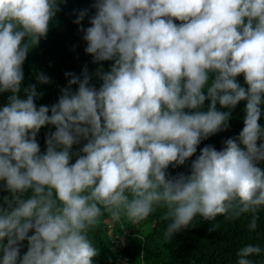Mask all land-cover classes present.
Masks as SVG:
<instances>
[{
    "label": "clouds",
    "instance_id": "clouds-1",
    "mask_svg": "<svg viewBox=\"0 0 264 264\" xmlns=\"http://www.w3.org/2000/svg\"><path fill=\"white\" fill-rule=\"evenodd\" d=\"M62 2L0 0V93H11L0 107V190L9 194L0 264H93L89 233L102 216L136 224L156 206L167 209L166 239L196 216L251 214L255 231L264 207V0H94L90 26L78 30L92 63L110 68L65 72L56 102L38 106L37 86L50 77L36 73L20 97L23 64ZM88 14L77 11L73 23ZM241 101L239 134L190 160ZM46 126L54 131L42 151ZM189 160L187 174H169ZM262 255L245 245L236 264Z\"/></svg>",
    "mask_w": 264,
    "mask_h": 264
},
{
    "label": "trees",
    "instance_id": "trees-1",
    "mask_svg": "<svg viewBox=\"0 0 264 264\" xmlns=\"http://www.w3.org/2000/svg\"><path fill=\"white\" fill-rule=\"evenodd\" d=\"M93 3L94 0H63L59 4L60 11L50 22L47 36L30 50L23 64L24 80L21 92L18 93L20 97H23L24 87L37 83L35 76L38 72H44L51 80L49 84L37 86V91L42 93L40 99L36 101L39 106L56 102L60 88L67 84L65 72L79 75L85 65L89 74L100 67L105 71L110 68L111 62L92 63V57L84 52L86 42L81 38L83 33L78 30L81 27L90 26L88 19L95 11L91 7ZM81 9H88L89 14L80 25H76L73 23L76 18L75 13ZM176 23L179 22L176 21ZM237 79L242 86L246 87L242 75ZM92 83L98 86L99 81L93 77ZM72 87L74 90L76 85ZM9 95L11 93H0V107L6 105ZM207 104L208 101H205V109ZM244 107L245 102H239L231 110L229 127L202 141L197 153L190 160L199 154V148L211 144L219 150L223 146V140L237 136L243 128ZM217 108L221 111L226 110L219 105ZM258 122L264 125V116ZM49 131H54V128L46 126L38 133L37 140L42 151L45 148V134ZM190 160L175 169L170 166L169 174L176 175L181 172L187 174ZM7 195L9 194L6 191L0 190V205L3 204V197ZM166 214L165 207L156 206L145 220L136 224L129 222L126 218L113 224L107 214L102 216L97 227L89 233L93 244L98 249V255L94 258L93 264H119L117 252L125 255L129 264H236V253L239 248L248 244L264 248V207L257 213L259 219L255 231L248 229L251 214H242L235 219L217 216L213 221H206L196 216L188 228L175 233L170 239L165 238V230L169 223L165 219ZM110 224H112L113 232L123 235V245L113 247L108 236ZM213 226H215L214 230ZM22 245L21 255L27 251V241L22 242ZM251 259L256 264H264V255L251 257Z\"/></svg>",
    "mask_w": 264,
    "mask_h": 264
},
{
    "label": "built area",
    "instance_id": "built-area-1",
    "mask_svg": "<svg viewBox=\"0 0 264 264\" xmlns=\"http://www.w3.org/2000/svg\"><path fill=\"white\" fill-rule=\"evenodd\" d=\"M109 227H110V231H109L108 236L110 237L111 242L114 245L113 247L115 248V247H119V246L123 245L124 244L123 235H120L116 232H113L112 224H110ZM117 254H118L117 255V262L119 264H129V260L125 255L121 254L120 252H117Z\"/></svg>",
    "mask_w": 264,
    "mask_h": 264
}]
</instances>
